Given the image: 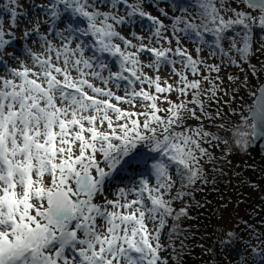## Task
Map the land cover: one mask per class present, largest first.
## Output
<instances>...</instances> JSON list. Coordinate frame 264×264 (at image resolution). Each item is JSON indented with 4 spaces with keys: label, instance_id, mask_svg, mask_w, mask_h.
Here are the masks:
<instances>
[{
    "label": "snow or ice",
    "instance_id": "snow-or-ice-1",
    "mask_svg": "<svg viewBox=\"0 0 264 264\" xmlns=\"http://www.w3.org/2000/svg\"><path fill=\"white\" fill-rule=\"evenodd\" d=\"M258 53L264 0H0V264L180 261L209 170L264 141Z\"/></svg>",
    "mask_w": 264,
    "mask_h": 264
},
{
    "label": "trees",
    "instance_id": "trees-1",
    "mask_svg": "<svg viewBox=\"0 0 264 264\" xmlns=\"http://www.w3.org/2000/svg\"><path fill=\"white\" fill-rule=\"evenodd\" d=\"M171 2V0H168ZM152 2V0H149ZM264 59V54H263ZM232 72L229 75L240 76V70ZM253 97H250V104L253 103ZM249 105H245L242 108L244 115H248L247 108ZM209 127L211 125L209 124ZM219 153V150H217ZM253 146L250 144L246 152L234 153L232 156L238 161L243 160L245 157H252ZM264 159V154L255 163L245 162L236 168L232 174L230 181L229 176H225L223 173L217 174L209 170L210 181L214 180V183L210 182L208 185L202 186L201 190H197L194 193V198L190 204V216L182 218L180 226L183 230V236L181 239L175 241L176 248L180 249L181 240H183V251L181 252L182 259L176 261L170 259V264H240L242 257H245L249 251L247 247V241L249 240V229L247 225L253 226L259 233H264V174L260 169L257 174L253 175L251 194L247 196L248 204L239 211L235 206V211H232L233 230L235 234L233 237H229L227 234L225 237L220 238L219 234L215 230L214 220L217 218L216 211L219 205L223 207H230L232 203L231 195L227 198L223 196L225 190H229L232 182L235 184L237 175L244 171L246 167L257 168L261 160ZM181 203H177L175 207L178 209ZM172 226V221H169L168 227L165 232H168ZM210 227V236L212 241L205 242L206 231ZM264 238V236H262ZM164 244H168L169 241L164 236ZM232 240L230 245H223L222 241ZM253 244L255 240L252 241ZM168 253L164 255H169Z\"/></svg>",
    "mask_w": 264,
    "mask_h": 264
},
{
    "label": "rangeland",
    "instance_id": "rangeland-1",
    "mask_svg": "<svg viewBox=\"0 0 264 264\" xmlns=\"http://www.w3.org/2000/svg\"><path fill=\"white\" fill-rule=\"evenodd\" d=\"M167 2L170 3V1L168 0ZM149 3L160 6L163 3H165V0H152V2H149ZM153 14H156V12L153 11ZM17 46H19V44ZM251 62L254 64H257V66L259 67L260 63H264L263 54L258 53L255 57L252 58ZM236 70H238V68L232 67L228 69L226 73H222V75H225L226 77V75H229L232 72L233 73L237 72ZM261 80H264V76L261 77ZM252 83L258 84V81L256 80L255 77H252ZM228 86H229V82L225 78V87H228ZM252 90H255V89H252ZM241 95L244 97L243 106L241 107L240 105H237V107L242 110V108L245 105L250 104L251 95H250V91L247 89L243 90L241 92ZM230 159H231V163H226L222 165L225 171L224 172L225 176L227 177L229 176V178H230V173H231L232 168L234 167L235 163L238 161L233 156H231ZM260 169L262 170L264 174V159L259 162L257 168H252L250 166L246 167L244 171H242L241 173L237 175L236 180H234L235 184L232 182L229 190L224 191L223 196L227 198L231 195L233 204L230 207H223L222 205H219L216 211L217 218L214 220V223H215L214 228L216 232L219 234L220 238L225 237L229 231L233 230L232 211H235L234 209L235 206L237 207L239 211H241L248 204L247 196L251 194V189L255 188L254 186L251 185L253 182V175L257 174ZM128 175H129L128 173H121L119 177L116 180H114L113 184L110 187L114 189L118 184H121V180H123V183H126L125 179L127 180ZM211 231L212 230H210V227H209L208 230L206 231L205 242L209 243L210 241L213 240V238H211L212 235L210 236ZM161 242L162 243L165 242L164 236H162Z\"/></svg>",
    "mask_w": 264,
    "mask_h": 264
},
{
    "label": "water",
    "instance_id": "water-1",
    "mask_svg": "<svg viewBox=\"0 0 264 264\" xmlns=\"http://www.w3.org/2000/svg\"><path fill=\"white\" fill-rule=\"evenodd\" d=\"M252 146H253L252 157H245L243 160L237 161L235 163V165L232 168L231 173H230V181H231V178H232V174H233L234 170L237 167H239L241 165H244L246 161H248L250 163H255L264 154V141H261V142H253L252 143Z\"/></svg>",
    "mask_w": 264,
    "mask_h": 264
},
{
    "label": "bare ground",
    "instance_id": "bare-ground-1",
    "mask_svg": "<svg viewBox=\"0 0 264 264\" xmlns=\"http://www.w3.org/2000/svg\"><path fill=\"white\" fill-rule=\"evenodd\" d=\"M125 181L127 182V180L125 179Z\"/></svg>",
    "mask_w": 264,
    "mask_h": 264
}]
</instances>
